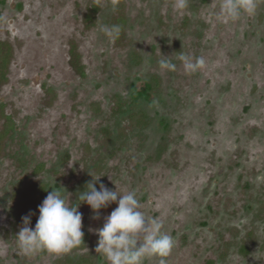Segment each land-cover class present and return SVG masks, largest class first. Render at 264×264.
I'll use <instances>...</instances> for the list:
<instances>
[{
    "label": "rangeland",
    "instance_id": "obj_1",
    "mask_svg": "<svg viewBox=\"0 0 264 264\" xmlns=\"http://www.w3.org/2000/svg\"><path fill=\"white\" fill-rule=\"evenodd\" d=\"M220 3L188 0L178 11L174 0H0L10 46L0 130L5 115L13 121L0 140V264H108L95 230L117 204L93 213L78 199L99 177L97 188L134 190L139 210L162 222L175 240L165 264H264V0L236 21L217 19ZM118 16L112 41L99 29ZM179 52L204 67L185 74ZM161 54L175 71L159 68ZM151 77L157 88L133 98ZM138 111L143 128L128 120ZM42 184L46 196L53 188L80 203L83 241L68 252L26 255L17 245L22 217L36 224Z\"/></svg>",
    "mask_w": 264,
    "mask_h": 264
},
{
    "label": "clouds",
    "instance_id": "obj_2",
    "mask_svg": "<svg viewBox=\"0 0 264 264\" xmlns=\"http://www.w3.org/2000/svg\"><path fill=\"white\" fill-rule=\"evenodd\" d=\"M188 6V0H174L178 11ZM257 9V0H221L217 19L236 21L241 14L252 16ZM108 39L115 41L121 33L119 25H101L99 29ZM158 61L162 71H175L176 64L168 56L161 54ZM182 62L185 74L190 75L202 69L205 61L202 57H192L182 52L176 57ZM153 103H156L153 101ZM100 178V177H99ZM93 179L79 192L78 199L87 204L93 213L116 203L117 207L104 218L101 228L96 229L98 236L95 252L102 255L108 264H144L147 258L159 257V264H165L175 246L174 238L162 231L163 224L157 218L149 220L139 210L140 204L135 191L120 194L103 183L99 188ZM38 206L36 224L30 227L31 213L22 217L23 227L16 234V242L26 255L40 251L65 253L79 246L83 241L82 214L78 206H70L61 191L51 188Z\"/></svg>",
    "mask_w": 264,
    "mask_h": 264
},
{
    "label": "trees",
    "instance_id": "obj_3",
    "mask_svg": "<svg viewBox=\"0 0 264 264\" xmlns=\"http://www.w3.org/2000/svg\"><path fill=\"white\" fill-rule=\"evenodd\" d=\"M97 5H93L88 12L86 13V20H92L94 18V14L97 10ZM118 24L120 26L123 25L124 19L119 17L117 18ZM70 64L72 67L81 75H84V69L83 65L79 61V54L76 52V49L74 46L70 49ZM10 58V46L7 42L0 41V83L6 80V72H7V66L9 63ZM158 86V80L155 77H151L149 81L145 82L144 86L140 89H136L135 87L132 88V97L137 98H146L147 95L153 89L155 90ZM128 120L132 124V126L137 128H143L147 125L148 120L147 116L143 111L134 112L128 115ZM5 126L2 130H0V140L7 136V133L13 128V121L9 115H5ZM41 167V166H40ZM38 167V169H40ZM36 196L39 197H45V185H40L37 190L35 191ZM73 264H88V259H85L83 257H80L79 259L75 260Z\"/></svg>",
    "mask_w": 264,
    "mask_h": 264
},
{
    "label": "flooded vegetation",
    "instance_id": "obj_4",
    "mask_svg": "<svg viewBox=\"0 0 264 264\" xmlns=\"http://www.w3.org/2000/svg\"><path fill=\"white\" fill-rule=\"evenodd\" d=\"M0 18H1V15H0ZM0 41H1V40H0ZM6 76H7V72H6ZM4 121H5V116H4ZM4 124H5V123H4ZM4 126H5V125H4ZM4 126H3V127H4ZM3 127H2V129H3ZM2 129H1V130H2ZM9 132H10V131H9ZM9 132H8V133H9ZM8 133H7V135H8Z\"/></svg>",
    "mask_w": 264,
    "mask_h": 264
}]
</instances>
